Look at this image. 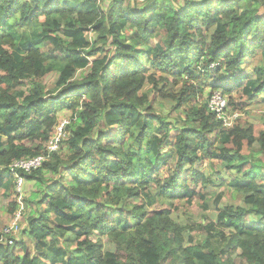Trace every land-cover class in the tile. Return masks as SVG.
I'll use <instances>...</instances> for the list:
<instances>
[{"label":"trees","instance_id":"16d2710c","mask_svg":"<svg viewBox=\"0 0 264 264\" xmlns=\"http://www.w3.org/2000/svg\"><path fill=\"white\" fill-rule=\"evenodd\" d=\"M142 1L0 0V191L7 197L15 192L11 165L45 155L59 114L72 113L59 150L25 178L44 187L26 218L30 243L0 242V264H264V163L244 153L257 142L264 152V132L224 128L208 109L218 90L234 110L264 102V0ZM155 34L164 40L148 45ZM52 73L58 80L49 91L42 79ZM205 81L212 93L200 106ZM147 83H162L159 95L186 109V127L154 111L142 92ZM207 160L236 172L219 187L243 205H226L207 225L176 223L174 203L191 206L213 183L196 167ZM156 205L169 207L151 210ZM194 233L205 238L194 241ZM68 234L72 251L62 242Z\"/></svg>","mask_w":264,"mask_h":264},{"label":"rangeland","instance_id":"374dc122","mask_svg":"<svg viewBox=\"0 0 264 264\" xmlns=\"http://www.w3.org/2000/svg\"><path fill=\"white\" fill-rule=\"evenodd\" d=\"M106 3L111 2L112 0H105ZM145 1L139 0V2L136 3L137 5H143L145 4ZM93 37V34L90 35ZM164 37L160 34H155V36L151 39L148 45H154L159 41H163ZM145 49V48H140ZM258 61H252V64L250 65L249 69H252ZM154 73V72H151ZM81 74V73H80ZM156 74V73H155ZM79 78V74H78ZM58 80V74L52 73L47 76H45L42 79V83L44 86L49 90H53L56 86V82ZM182 84V83H181ZM163 84H159V89H155L152 83H147L145 88L143 89V93H147L149 95V98L151 99L153 103L154 111L168 119L173 124L177 125L179 128L186 127V119H187V112L186 109H175L176 102H174L170 98H164L159 95V90L162 88ZM182 88V85L175 88L177 92H179ZM202 91H204L203 97L198 100V104L202 106L208 99L211 92V86H208V81H205L204 84L201 86ZM163 90V89H162ZM219 91V90H218ZM165 92V91H164ZM235 99H238V95L234 96ZM230 117H233L235 114L238 115L236 118L233 119V123H241V124H251L255 126L256 133L264 132V102L262 100L259 101H253L245 105V107H240L238 110H234L232 108H229ZM72 117V113L69 111L61 112L58 116V125L55 128V133H57V129L61 127V124L63 122H66L70 120ZM54 133V135H55ZM30 143L29 145H31ZM171 144H167L166 147H164L165 151H170ZM261 144L257 142L252 148L244 149V153H253L256 160H260L264 163V152L261 151ZM170 158V161L172 163L170 172H173L174 170H177L176 163L177 160L173 154L168 156ZM200 171L206 175L208 178L212 179V185L207 187L203 190L204 199L197 198L194 200L193 204L191 206H187L185 201L181 202H175L174 203V212H172L170 219L175 221L176 223L182 224V225H189V226H196L198 224L207 225L205 222H216L218 211H221L226 205H234V206H241L243 205L242 199L239 194H237L234 190L229 189L225 185V187H219L220 184H222L223 178H227L230 180L233 178V176H237L236 172H228L227 169L221 165L217 161L213 160H207L203 164L198 163L196 166ZM233 175V176H232ZM48 179H52L53 176L51 174L47 175ZM184 177V174H183ZM55 179V178H54ZM53 181V179L51 180ZM44 189V187L42 186ZM37 186L36 181H27L25 179V209L22 215V218L20 220V229L19 232L16 234H13L9 239H12L10 243H13L15 241H22L24 240L26 244H29L30 241L24 237V229L26 228V218L27 215H32L33 211H35V207L38 206V203L40 201L42 190ZM202 188L201 186L198 187V191H200ZM10 196L7 197L9 192H5V190L0 191V233H3L5 227L11 225L14 220L15 216L14 214L9 212V205L10 203L15 200V192L14 188L11 187L10 189ZM202 191V190H201ZM6 193V194H4ZM33 202V204H29ZM29 202L28 204H26ZM135 204L140 203L139 200L133 201ZM206 204L207 208H203L202 205ZM168 205H156L151 210H160L168 208ZM173 208V207H172ZM24 217V220L22 221ZM194 241L203 240L205 238V235L194 233ZM225 234L229 236L228 231H225ZM183 237L186 241V243H189L190 235L187 233L183 234ZM8 239V240H9ZM6 242V241H5ZM62 242L65 244L66 249H69L70 251L74 250L72 248L73 244V237L68 234ZM104 243L107 244V239H104ZM20 252L19 250L16 251V253ZM237 256V255H236ZM237 264H246L242 262L240 259L236 260Z\"/></svg>","mask_w":264,"mask_h":264},{"label":"built area","instance_id":"2783aa9c","mask_svg":"<svg viewBox=\"0 0 264 264\" xmlns=\"http://www.w3.org/2000/svg\"><path fill=\"white\" fill-rule=\"evenodd\" d=\"M212 67L214 66L212 65ZM208 109L212 114L216 116V119L222 123L224 128H230L233 125V119L238 116L235 114L233 117H230L227 98L220 91L213 92L212 96L208 99ZM67 123V121L63 122L61 124V127L57 129V133L55 134V136H53L49 140V142L47 143L45 155L22 159L14 162L11 165V174L14 178L15 194L18 197L19 208L14 214V222L11 225L5 227L3 231L4 239L2 238L0 242H5L9 237L13 236V234L19 232L20 220L25 209L24 190L26 175L33 170L39 169L43 165V163L51 156V154L59 150V143L63 138V128Z\"/></svg>","mask_w":264,"mask_h":264}]
</instances>
